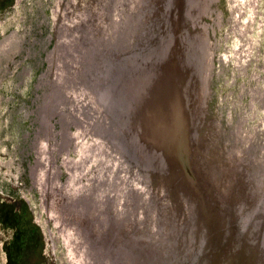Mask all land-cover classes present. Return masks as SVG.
I'll return each instance as SVG.
<instances>
[{"label":"rangeland","instance_id":"374dc122","mask_svg":"<svg viewBox=\"0 0 264 264\" xmlns=\"http://www.w3.org/2000/svg\"><path fill=\"white\" fill-rule=\"evenodd\" d=\"M98 3V0H0V44L2 43L5 49L0 51V264H81L80 261L71 257L72 250L69 245L71 237L63 234L62 231L64 221L63 210L60 209L61 203L56 201L49 203V196L52 194L55 197L56 193V190L52 193V189L55 188L52 187L54 182L56 188L63 189V193L62 191L57 192L63 195V198L68 186H74L78 181V183H83L82 188L76 184L78 188L75 186L76 191L72 192L69 200H66H74L73 202L83 209L85 208L83 204L87 200L99 197L96 202L98 212L93 216L97 218L94 224L97 232L88 228L91 222H88L89 226H86L87 221L83 223L81 217V229L85 234L80 238L77 237L75 242L72 241L73 248L79 249L78 251L82 248L83 252L90 255L91 263L97 261L94 249L102 255L109 251L108 256L114 264H142L146 249L153 251L156 248L160 249L159 239L168 235L172 237V233L175 236L179 228V236L181 235L186 224L183 218L192 210L190 204L187 203L189 201L176 193V187H178L176 179L164 177L163 174H166V171H160L155 161L153 165V158L157 159L159 156L158 149L173 135L169 120L167 130L168 125L162 123L161 116L168 117L169 114L167 108L160 114L159 111L164 108V105L157 110L150 108L149 110L140 95L136 99V105L140 103L142 113L150 115L152 122L156 119L154 132H160L151 133L149 128L143 130L141 126L137 127L140 135L145 134L146 137L151 138L147 143L149 145L152 143L151 147H153L148 150H153L154 155H150L149 159L145 160L144 166L140 165L142 162L138 158L121 150L122 144L125 143L122 138H117L114 133L110 136L108 130L106 128L102 130L103 125L98 123L102 110V114L111 120L109 124H112V120L117 122L113 114L107 110L105 103L107 102V86L115 80L110 83L109 70L107 72V68L103 67L107 63L106 60L110 61L107 58L110 54H114L115 57L118 53L117 51L110 54L104 53L103 47L98 48L100 51L98 52L96 44L89 36L91 31L88 30L89 33L87 31L88 34H86L85 27L82 24L79 25L78 20L82 17L85 24L91 25L90 11ZM110 3L112 7L109 10L110 18L115 20L118 26L123 15L127 13L128 5L123 0H111ZM89 7L91 9L86 12V17L84 12ZM197 7L199 8V3ZM152 11L148 13L151 15L150 18L153 16ZM67 12L71 20L66 22L64 19ZM96 14L100 21V13L97 11ZM146 14V8L143 6L138 13V18L140 26L149 32L152 29L151 25H154L153 22L156 21L149 18L148 22L145 23V20L142 22ZM191 16V21L187 19L185 30L192 34L200 33L203 39L200 46L205 54L202 68L204 69L203 79L199 82L200 89L192 94L188 104V109L191 110L190 104L195 103L193 111L191 110L192 113L188 111L192 120L195 118L194 129L189 131L195 141L194 154L196 158H200L201 162L206 161L207 163L204 162L206 165L216 162L215 166H218L223 163L219 161L224 158L222 154L228 153V156H225L228 163H230L228 160L237 161V164L233 165L237 171L235 176H242L244 179L255 176L259 181H263L264 0H206L198 12H194ZM99 24L102 23L99 22ZM76 25L81 28L79 33L69 32V29L74 31ZM242 25L245 28H242ZM177 29V25L173 26L172 31L176 33L177 40L171 39L170 33L167 35L170 40L167 51L164 49L166 40L163 44L158 41L156 47L159 53L160 49H164L163 58L167 55L169 59L174 58L175 54L171 52L173 47L177 49L182 47L180 50L184 55L181 58L186 60L180 30ZM64 33L65 35L66 33L77 35V38L75 35L74 37L78 40L81 65L77 57L70 60V55L77 52L73 42L75 38H68L64 41ZM162 33L165 32L162 31L160 35ZM158 36L159 31L154 37ZM60 39H63L65 43L61 44ZM102 42L105 43V40L103 39ZM133 42L134 40L127 35L122 40L121 46L126 45L127 48L133 46L131 50L135 46L137 48L140 46L139 39ZM151 42L146 43L147 48L150 47ZM109 44L114 46L112 42ZM135 57L133 64L137 63L134 67L137 64L144 65L138 62L148 59V56L135 55ZM118 60L121 59L118 58ZM74 61L77 63L74 64ZM161 63H155L157 64L155 70L168 71L169 69ZM78 65L82 67L84 73L81 75L84 77L81 75L80 78L76 77ZM130 66L128 64L125 66L126 72L129 71ZM140 68L143 71L144 67ZM127 77L128 83L136 84L140 88L145 85L144 82L139 81L141 77L139 78L137 74L132 73ZM55 93L57 96L54 95ZM146 110L149 112L146 113ZM161 127L164 129L161 130ZM119 134L118 132L117 136ZM124 135L126 138L129 136L130 140L137 144L136 147L139 150L144 149L145 151L143 137L140 139L133 131H127ZM203 140L204 142L199 144L200 147L197 146L196 143ZM204 143L207 148L205 146L202 148ZM116 149L120 150L117 152ZM230 152L237 155L233 156ZM194 154L191 153V156L188 155L184 161L177 163L180 164L178 168L182 169L178 173L183 177L182 180H185L183 186L185 183L192 184L193 180H188V177L191 176L189 163L193 164ZM35 160L45 161L44 169L49 165L50 171L54 173L53 180L49 179V182H52L47 187L51 189L49 194L30 174V165ZM168 169L167 167L164 170ZM141 173L145 176L140 178ZM244 181L243 191L252 195L253 193L250 192L252 187L249 191L246 188L253 186V182L247 179ZM106 183H109V189L120 190V193L113 194L111 190L98 193L106 187ZM196 188L193 187L192 191L194 199H210L206 193H203L207 188L205 190L202 188L201 193ZM181 195L184 196V194ZM228 200H232V197H228ZM191 201L193 204L194 200ZM132 202L139 210H133L135 213L133 218L128 211L130 208L133 209ZM113 203L117 205V209L126 210L123 211L124 213L119 212L120 217L110 211ZM140 203L141 207H139ZM246 204L247 202H244L241 206ZM109 216L117 217L116 226L114 225L115 231H111V234L108 231L111 225ZM86 217L89 219L88 216ZM168 222L169 225L177 224L171 233L167 230L169 229V225H166ZM146 227L149 228L148 231ZM132 233L137 241L132 237ZM85 235L89 240H98V245L95 247L93 244L94 248L88 250ZM132 242L135 245L134 248L129 246ZM189 242H192V238ZM125 249L130 250L125 251ZM257 258H254V261L257 260L259 264H264L263 258L260 256Z\"/></svg>","mask_w":264,"mask_h":264},{"label":"bare ground","instance_id":"6f19581e","mask_svg":"<svg viewBox=\"0 0 264 264\" xmlns=\"http://www.w3.org/2000/svg\"><path fill=\"white\" fill-rule=\"evenodd\" d=\"M98 1H99V3H98L97 6L96 5L94 6L95 8H92L91 9V7H89V8H87L85 10V12L82 11V13L84 12L85 13V16L87 17L86 12L89 11L88 9H91L90 12L92 14V16H91L92 19L89 21L91 23V25L85 24L84 23L85 21H84L83 17L81 18V20L79 19L78 21H79V25L82 24V26L85 27L86 34L89 33L88 30L91 31V33H90L89 36H91V39L93 40V43L96 44V48H97V51L98 52H100L98 50V48L99 49H102V47H103L102 50H103L104 53L110 54V53H113V52H116V51L118 52V53L115 54V55H117V56H115L116 59H114L115 58L113 56L114 54L113 55L110 54V56H108V57L106 55V57L109 58L110 61L108 60L109 61V63H108V61L106 60V62L108 64L106 63L105 64V67H103L105 69L107 68V72L109 70L108 77H109L110 83H111L112 80H115L113 83H111L109 86H107L108 87L106 89L107 90V92H106L107 93V102L105 101V103H106V106H107V110H109L113 114L114 119L117 122H114L112 120V124H109L111 120H109L108 116L106 117V116H104L102 114V111L103 110L101 109L102 110V111H100L101 116L99 118L100 120L98 121V123H100L101 126L103 125L101 127V129L103 130L104 128H106V130H108L110 136L112 135V133H114L117 138H120V139L122 138V140L125 143L122 144L121 150H123V152H125V153L132 154L133 156H135L136 158H138L139 161L142 162V164H140V165H143L144 166L145 160L149 159V156L150 155H154L153 152H152L153 150L152 151H149L148 150L147 152H146V150L144 151V149L143 150H139L136 147L137 144H134L130 140V137L129 136L126 138V136L124 134L127 131H130L131 128H132V126H134V125L137 126L138 125V122H134V119H133V116L132 115H133L134 111L136 110L135 108H138L139 105H140V103H139V105H136V99H138L139 95L142 98H143V96H145V97H147V99L148 98L150 99V101H148V103H147L148 109L150 108V109H156L157 110V109L163 107V105H164V108L163 109H160L159 112H160V114H161V112H165L166 111L165 108H167L169 110L170 116H168V120H169V125H170V127H171V129L173 131V135L169 138L168 142H166V143L163 144L164 147L162 146L160 149H158L159 156H158L157 159H156V157L153 158V165L155 163H157V168H160L161 169L160 171H162V172L163 171L164 172L166 171V174L165 173L163 174V175H165L164 177H167L168 176L169 178L170 177H174L176 179V185H178V187H176V189H177L176 190V193L179 194L182 197H185V199L187 201H189L187 203L190 204L192 210H193L194 206L195 205H198V203H199V201L198 202H195V200H197V199H194L195 198L193 196V193L194 192H192L193 191V187H195V186L198 187L199 186L201 190H202V188L204 190L207 188L206 191H204V194L206 193V196H208L210 198L209 201H207L208 205L211 208H214V207H216L215 205L217 204V207L214 209L215 211L213 212L214 215H216V213H219V207H221V208L222 207H231V208L227 209L229 213H231L235 218H238L237 215L241 216L240 218H244L243 217V211H241V207L240 206L238 207V202L239 203L240 202H243L244 203L246 201H248V203L246 205L247 206V210H250L252 208H253L252 210H254V208H256L257 209L256 212H259V210L261 208V203H259V201L262 200L263 197H264V178H263V181H259L258 179H256L255 176L254 177H245V179L242 176L241 177L240 176H235L237 171H236V168L233 167V165L234 164H237V161L228 160L230 162V163H228L227 162V159L225 158L226 155L228 156V153H225V154L223 153L222 154L224 156V158H221L219 160V161L223 162V163H220V165L215 166L216 165V162L211 163V164L209 163V165L208 164L206 165L205 164V163H207L206 161H204L205 163L204 162H201L200 158H196L197 156H195V154H194V151H193V146L195 145V143H194L195 141H193V138L194 137L192 139H189L188 137L183 136V139H180L181 140L180 141V145L182 144L183 149L178 144V142H175V140H176V138H175V131L173 130L175 127L181 126L180 128H178V130H180V133L182 132L181 134L184 133L183 135H186L187 133H189V131H190L189 129H191V130L194 129L193 128V125H194L195 118H194V120H192L191 115L189 113H192L191 110L193 111V109L195 107V103L193 102L192 105H190V109L191 110H189L188 109V102H189V100L191 101L192 94H195L200 89V85L201 84H199V82H200V79H203V75L202 74L204 72L203 71L204 69H202V68L204 67L203 66V63H204L203 57H204L205 54H204V50L200 46L201 41L203 40L200 37L201 36L200 33L199 32L194 33V34L189 33V32H187L185 30V27L187 25V19L189 21H191V18H192L191 15L194 14V12H198L199 8H201L203 6V4H205L206 0H197V1H195V0H123V1H126L127 5H128V7H127V13L123 15V18L121 20V23L118 26H116V21L115 20H112L110 18V12H109V10L112 8V7H110L111 0H110V2H109V0H98ZM92 2L94 4H96L94 1H92ZM145 2L147 3L146 5H148V6H146L144 4ZM197 3H199V8L197 7ZM143 6H145V8H146L147 14H146L145 18H143L142 22L145 20L144 22L146 23L151 18L154 19L158 23V25L159 24L161 25L160 26L161 27V32L162 31L163 32L172 31L173 30V26L177 25V28H178L177 30H180L179 34H180L181 39L183 41L182 43L184 44V53H185V56H186L185 57L186 60L185 59L183 60L181 58L182 55H184V54H181V50L180 49L182 47L181 48H178V49H177V47H173L174 50L177 51L176 52V56L174 55V58L172 57V59H169V57L167 55H166L167 59H166V57L163 58L164 55H165V54H163V52L167 51V47H169V45H170V40H169L168 37H166V39H165L166 40V42L164 44L165 51H164V49H160V53H158V50H157V47L156 46H154V50H152V51H150L148 53H147V50L145 48H143V49L140 48L141 47V42H143V43H149L150 41H153V39H154V35L151 32L152 29H150V31L148 32L147 30H144L140 26V23H139L138 13L142 10V7ZM152 8H153V11H152ZM97 11L100 13L99 15H101L100 16V21L98 20V17H97L98 15L96 14ZM150 11H152V14H153V16L151 18H150L151 15L148 14V13H150ZM234 13H233V15H234ZM236 14H238V13H236ZM88 17H90V16H88ZM233 19H234V22H235V18H233ZM64 20H66V22H67V20H71L69 13L65 15V19ZM99 22H101L102 24H99ZM77 23L78 22L76 21V24ZM193 24H194V22H193ZM243 25H242V28L244 27ZM230 27H233V26H230ZM237 27H239V26H237ZM74 28H75L74 31H73V29H69V32H74V33L75 32L76 33L78 32L79 33V29H81V28L78 25H76ZM234 28H235V26H234ZM87 31H88V33H87ZM74 35H75V37L77 36L76 34H73V33H66V35L64 33V37H63L64 38V41L66 39H68V38H75ZM127 35L130 36V38L132 40H134V42H136V40L139 39L140 46L137 48L134 45L135 48L133 50H131L133 48V46H130L129 48H127L128 46H126V45L121 46L122 40H124V38H126ZM87 36H85V37L88 38L89 36L88 37ZM151 36H152V38H151ZM76 38H75V41L73 40V42H74V44L76 46L77 52L75 51L76 52L75 54H73L72 56L70 55V60L71 59H74L75 57H77V58L80 59L79 62H80V65H81L82 60H81V57L79 56L80 54L78 53L79 52V50H78L79 47L77 46L78 40ZM103 39L105 40V43L102 42ZM64 41H63V39H60L61 44ZM106 41L112 42L114 44V46H111L109 44V42H107L108 43L107 44ZM139 43H138V45H139ZM183 44H181V45H183ZM0 45H1L0 46V48H1L0 51H1L4 48H3V44L2 43ZM155 45H156V43H155ZM83 49H82V51H83ZM134 54L135 55L138 54L139 57L140 56L141 57L148 56L147 57L148 58L147 60H144L143 59L144 61L140 60L138 62V63L144 64L146 67L144 65H138V64L136 65V67H134L135 64L137 63L136 62L135 64H133L135 62L134 60H136V57H135ZM96 55H98V54H96ZM235 57H236V55H235ZM118 58H120L121 60H118ZM67 59H68V57H67ZM159 59L162 62L161 64H163V66L167 67L168 65H170L172 67L171 69L168 70L169 72L167 70L162 71V72L155 70L156 69L155 67H157V64H155V63L160 62ZM98 60H100V59H98ZM103 60H105V59H103ZM75 63H77V62L74 61V64ZM103 64H104V62H103ZM127 64H128V66L132 65L133 67L130 66L131 68L129 67L128 68L129 71L126 72L125 66ZM140 67H144L143 70L146 69V68H148V73L150 74V76H144V77L139 76V78L141 77L139 79V81L141 83L142 82L145 83V85L142 86L141 88L138 85H136V84L128 83V77H127V76L131 75L132 73L135 74L138 70H141ZM80 68H81V70H80ZM76 70H77V73H76L77 76L76 77L77 78H80V75L84 73L83 72V69H82L81 66L78 65V68ZM59 71H60V69L58 70V72ZM175 71H177V72H175ZM179 74L182 75V76H179ZM94 75H95V73H94ZM61 76L62 75L60 74V79H61ZM81 76L84 77L83 75H81ZM79 80H82V79H79ZM180 80L182 81V84L183 85H181L180 88L178 89L177 83ZM149 83H151V85L147 89V86L149 85ZM130 84H131V86H130ZM96 89H97V87H96ZM179 91H184L183 96H178L177 95V93ZM125 94L127 96H124ZM54 95L57 96L56 93ZM182 97H183V100L184 101L181 99ZM48 100H49V97H48ZM127 100L128 101L131 100V103H133V104H131L133 106L132 109L130 108L131 111H127V109H129V108H126V110L125 109L123 110V106H124V104L126 103ZM101 102H102V100H101ZM159 105H160V107H158ZM188 111H189V113H188ZM148 112L149 111L146 110V113H148ZM151 114H152V110H151ZM153 115H155V114H153ZM151 121H152V118H151ZM120 122H122V123H120ZM100 124H99V126H100ZM140 126H142V125L140 124ZM121 128H123V132H121ZM145 128L147 129V127H145ZM185 130H188V132H185ZM148 131H149V129H148ZM118 132L120 134L117 136ZM156 141H158V140H156ZM156 141H155V143H156ZM162 141H163V139H162ZM200 142L203 143L204 140L197 142L196 143L197 146L200 144ZM171 143H173L176 151L174 150L173 147L171 148L170 146H168V145H172ZM205 144L206 143H204V145H203L202 148H204V146H205V148H207L206 147L207 145H205ZM176 145H177V147H180L182 150H177ZM116 146H118V145H116ZM108 147H109V149H111V147L109 145H108ZM199 147H200V145H199ZM151 149H153V147H151ZM116 150L118 152L120 149L119 150L116 149ZM167 151H169V152H167ZM191 153L194 154V156H193L194 157V160L192 161L193 164H190L189 163L190 170L192 171V172L189 171V173H193L194 174V176H195L194 177L195 178V182L192 181L194 185L193 184H187V183H185V185L183 186L182 184H183V181H185V180H182L183 177L181 176V174H179L177 172V170H176L177 168L176 167H178L180 165V164L178 165L177 163H179L181 160L184 161V158L188 157V155L191 156ZM205 154H207V153H205ZM230 154H232L233 156H236L237 155V154L235 155V153H232V152H230ZM196 160H199V161H196ZM154 161H155V163H154ZM44 162L45 161L41 162V161L35 160L30 165V169L29 170H31V173L30 174L32 175V177L34 179L38 180L39 184L42 187H44L46 189V191H48V194H49V192L51 193V189L49 190L47 187L50 185V182H52V181L49 182V179L53 180L54 173H53L52 170L50 171V169L48 167L49 165H47L45 167V169H44ZM167 167L169 169L168 170H164ZM154 168L156 170V166ZM178 169L179 170H182L180 168H178ZM139 175H141L140 178L142 176H145L142 173L139 174ZM152 176H154V175H152ZM233 177H239V179H236V183L235 184H234V181H232V178ZM121 179H123V178H121ZM246 179L248 181H250V182H253V184H254L253 186H249L248 188H246V190L249 191V188L252 187V189L250 191V192L253 193L252 195H249L245 191H243V187L245 186V184H244L245 181L244 180H246ZM188 180H192V178L191 177H188ZM78 182L75 183L74 186H68V188L66 190L67 192L65 191L66 193H65L64 198H63V195L57 193L58 191H59V193H61V191L63 189L61 190L60 187L59 188H56V185H55V182H54V184H52V187H55V188L52 189V193H54L55 190H56L55 197L52 194L49 196V203L50 202H55V201L61 203L60 204L61 205V208L60 209L63 210L62 211V215H63V221H64V223L62 224V225H64V227L62 226L63 227L62 231H63V234L69 235L71 237V239L69 240V245H70L71 250H72V254H71L72 256L71 257L72 258H75L78 261H80L81 264H114V262H112L111 259L108 256L109 255V251L106 252L105 255L104 254L103 255L102 254H98L97 252H95V250L93 249L94 248L93 247V244L96 247L98 245V240H96V239L89 240L86 235H85V237H86V244L88 246V250L91 249V248L93 249L94 254H96L95 257L97 258L96 263H91L90 255H88L87 252H83V249L82 248H80V251L81 252L78 251L79 249L76 250L75 248H73L74 245L72 244V241L75 242V240L77 239V237L80 238L81 235H84L85 234V233H83V231L81 229V226H82V224L80 222V218L81 217L83 218V223L87 221V223L85 224L86 226H89L88 225L89 224L88 222H91V225L88 228H90V229L92 228V230H95V231L97 230L96 226L94 225L95 224V221L97 220V218L95 219V218H93V216L97 215L96 212H98L97 211L98 208H97L96 202H97V199L99 197L98 198L97 197H95V198L92 197L90 200H87L86 203L83 204L84 207H85L84 209L81 206L76 205V203L73 202L74 200L66 201V200H69L70 199L72 192H75L76 191V189H75L76 184H78L77 185L78 187H80V186H81V188L83 187V183H78ZM121 183H123V181ZM44 184H46L47 186L45 187ZM186 184H187V186H186ZM195 184H197V185H195ZM104 190H105V192L111 190V189H109V183H106V187L103 188L102 190H99L98 193H102V191H104ZM119 191L120 190H117L116 191L114 189V191H112V192H113V194L114 193L115 194H118V193H120ZM62 193H63V191H62ZM218 193H219V195H218ZM181 194H184V196L181 195ZM212 194L214 196L213 199H211L212 198V196H211ZM190 197L193 198V199H190ZM228 197H232V200H228ZM104 199H106V198L104 197ZM191 200H194L193 201V204L191 203L192 202ZM228 201H230V203ZM141 202H143V201H141ZM213 202L215 204H213ZM73 203H75V204H73ZM115 205H114V203H113V205L111 204L110 211L113 212V214L115 216L120 217L118 215L119 212L120 211L123 212L125 209L124 210H122L123 208L122 209H117V205L116 206ZM198 206H200V205H198ZM139 207H141V203H140V206ZM132 208H133L132 210L130 208V209H128V211H129V215H131L132 218H133V215L135 214L133 212V210L134 211H136V209L138 210V207H135V205L133 203ZM126 209H127V207H126ZM89 211H90V213L88 214ZM101 212H103V211H101ZM144 212H145V210H144ZM250 212L251 211H249V214H250ZM252 212H254V211H252ZM191 214L193 215L192 212H191ZM123 215H125V214H123ZM214 215H213V218H214ZM254 215H255V213L253 214V216ZM73 216H74V218H73ZM86 216H88L89 219H87ZM193 216H195V215H193ZM193 216L191 218L192 220L195 219ZM117 217L115 218V217L109 216V218H108V219L111 220V223H110L111 225L109 226L110 229L108 227V231H109L110 234H111V231H113V232L115 231L114 230L115 229V226H116L115 225V223H116L115 221H116ZM77 218H78V220H77ZM147 218H148V216H147ZM127 219H128V217H127ZM215 220H216V218H215ZM223 220H224V223L226 225V222H225L226 220L225 219H223ZM118 221H119V219H118ZM122 221H124V220H122ZM125 223H126V220H125ZM219 223L221 224V226L223 228V222L220 220ZM244 223H246V222H244ZM129 224H130V222H129ZM258 224H260V222ZM120 226H122V224ZM184 227L189 230L190 223H186L184 225ZM116 228L118 230V226ZM128 228H129V226H128ZM262 228L264 229V223L262 224ZM122 229H124V227ZM148 229L149 228H147V231H148ZM173 229H174V227H170L167 230L171 233V231ZM176 229L178 230V228H176ZM179 230H180V228H179ZM179 230H178V233L175 232V236H173V233L171 235L172 237H170V235L165 236L166 238H168V240L170 239L171 241H173L171 246H174L173 243L176 240V238L179 236ZM133 231L135 232V230H133ZM155 233H157V232H155ZM189 233L192 234L190 231H189ZM132 234H133L132 237L134 238V233H132ZM192 235L193 236H191L190 238L188 237L189 240H191V238H192V242H189V240H187V239L185 240V247H186L184 249L185 256L191 255L192 252L195 250L196 241L198 240L197 239L198 238V235L194 231H193V234ZM195 235H196V237H195ZM149 236H151V235H149ZM105 238H106V236H105ZM137 238H139V236ZM202 238H203V236H200V241H202V243L206 244L205 243V239H202ZM81 240H83V239H81ZM124 240H126V239H124ZM135 240L137 241V239H135ZM146 240H147V238H146ZM127 241H128V239H127ZM200 241H199V243H200ZM91 242H92V244H91ZM103 242H105V241H103ZM158 243H159V241H158ZM106 244H111V243H106ZM125 244H123V245H125ZM132 244H133V242H132ZM132 244L130 243L129 246L132 245ZM155 246L157 247L158 245H155ZM250 248H253V247H250ZM261 248L264 250V247H261ZM118 249H119V247H118ZM130 249H132V248H130ZM130 249H125V251L126 250H130ZM200 249H203V248L200 246ZM85 250L87 251V248ZM156 250H157V248H156ZM111 251H112V249H111ZM90 252H92V251H90ZM122 252H124V251H122ZM137 252H138V250H137ZM73 253H74V256H73ZM199 254H201L200 255V259L206 258L205 252L204 253L200 252ZM125 255H126V253H125ZM256 256H261V258L264 259V254L262 255V252L261 251H259L258 253H256ZM120 259H122V258L120 257ZM128 259H129V257H128ZM124 260L125 261H128L126 258H124ZM252 260H253V258H252ZM252 260L248 264H256L258 259L255 260V261H252ZM129 262H130V260H129ZM123 263H125V262L123 261ZM117 264H119V263H117Z\"/></svg>","mask_w":264,"mask_h":264},{"label":"water","instance_id":"95a60500","mask_svg":"<svg viewBox=\"0 0 264 264\" xmlns=\"http://www.w3.org/2000/svg\"><path fill=\"white\" fill-rule=\"evenodd\" d=\"M154 25L152 24V34L154 36L157 35V32L159 31V36L158 37H154L153 41L150 43V47L147 48L146 43L141 42V49L145 48L147 50V53L154 50V46H158V41L160 44H163L165 42V37H167V35L170 33L171 34V39H175L177 40V35L176 33H174L173 31H167L165 33H161V25L157 22H153ZM157 31V32H155ZM152 38V36H151ZM155 43L157 45H155ZM143 51V50H142ZM171 52L173 54L176 55V50L174 51V49L171 50ZM159 53V52H158ZM138 55V54H136ZM160 61V59H159ZM161 63V61H160ZM172 67L170 65L167 66V69H171ZM140 71V72H139ZM177 72V71H175ZM135 74L139 75V76H150V74L148 73V68L144 69L143 71L138 70ZM179 76H182L179 74ZM152 83V82H151ZM151 83H149V85L147 86V89L149 88V86L151 85ZM178 85V89L180 88L182 84V81H178L177 83ZM146 89V90H147ZM192 89V88H191ZM184 91H179L177 93L178 96H183ZM183 100V97L181 98ZM144 101L146 102V104L148 103V101H150V99L145 96H143V103ZM184 101V100H183ZM129 101L127 100L126 103L123 106V110L126 108L127 111H131L130 108L132 109V105L133 103H128ZM190 102V100H189ZM188 102V104H189ZM191 105V104H190ZM135 106V105H134ZM148 107V106H146ZM136 110L133 113V119L134 122H138V125H134L132 126L130 131H133L134 134L138 135L141 139V137H143V144L145 145V150L147 152L148 149L151 148V144L149 145L147 143L148 139L151 140L150 137H146L145 135H140L139 132L137 131V127H140V124L142 125V129L144 130L145 127L149 128L151 133H159V131L154 132L153 128H155V121L156 119H154V121H150L151 117L150 115H144V113H142L140 106L138 108H135ZM125 116V115H124ZM168 116H170V114H168ZM180 116V115H179ZM188 117V116H187ZM144 119L141 121V119ZM161 119L163 120V124H167L168 121V117L166 116H161ZM165 122V123H164ZM122 123V122H120ZM168 125V124H167ZM145 126V127H144ZM169 127L166 126V130ZM181 126H177L175 127L173 130L175 131V142H178V144L180 145V139H183V136L188 137L189 139H192V134L191 133H187L186 135H183L180 133V130H178V128H180ZM164 129L161 127V130ZM158 130V128H157ZM172 130V129H171ZM191 130V129H189ZM185 132H188V130H185ZM150 135V134H149ZM153 135V134H152ZM182 135V136H181ZM152 137V136H151ZM162 138V137H161ZM161 140V139H160ZM172 145H168L171 148L173 147L174 150L176 151L173 143H171ZM182 147V144L180 145ZM164 147V146H163ZM177 150H182L180 147H177ZM169 150V149H168ZM169 152V151H167ZM177 172H179L180 170L178 169V167H176ZM189 171L190 167H189ZM196 175V174H195ZM192 178V180L195 182V176L193 173H191V176H189ZM236 179H238V177H233L232 181H234V184L236 183ZM193 184V182H192ZM194 185V184H193ZM197 185V184H195ZM196 187V186H195ZM197 190H199V192H201L200 187L198 186L196 188ZM206 191V190H205ZM204 193V192H203ZM213 199V194L211 195ZM192 199V198H191ZM196 201V200H195ZM198 205H195L193 210H191V212L193 213V216L191 214V212L188 213L187 216H185L183 219L185 220L186 223H190V227L189 230L185 227L184 230L182 229L181 235L178 236L176 238V240L174 241L173 245L175 246H171L172 242L170 239L168 240V238L164 237L162 239H160V249L152 251L151 249H146L145 253H144V260L141 262L142 264H248L251 262L252 258L254 261V258H257L259 256H256V253H258L259 251L262 252V255L264 254V250L261 247H264V229L262 228V224L264 223V197L262 200L259 201V203H261V208L259 210V212H256V208H254V210L250 209L247 210V204L244 206H241L243 202H238V207H241V211H243V217L246 218H240L241 216L237 215L238 218H235L231 213L228 212L227 209L231 208V207H219V213H216V215L213 214V212L215 211L214 209L217 207V204L215 205L216 207L211 208L207 201H209V199H205V200H197L196 202H198ZM248 203V201H246ZM230 203V202H229ZM213 204H215L213 202ZM249 211L250 214H249ZM254 211V212H252ZM248 212V213H247ZM255 213V215L253 216V214ZM214 215V218H213ZM192 216L195 218L194 220H192ZM216 218V220H215ZM226 221V225L224 223V220ZM220 220L223 222V228L221 226V224L219 223ZM246 222V223H244ZM260 222V224H258ZM246 224V225H245ZM169 225V222L166 224ZM177 224H173L171 223L169 225L170 227H176ZM241 226V228H240ZM222 230H221V229ZM187 229V230H186ZM192 229V230H191ZM194 231L197 235H198V240L196 241V247L195 250L192 252L191 255L185 256V251L184 249L185 247V240H189L188 237L190 238L191 236H193V232L192 234L189 233ZM200 236H203L202 239H205V243H202V241H200ZM196 237V235H195ZM200 241V243H199ZM204 244V245H203ZM132 248H134L135 246L132 244L131 245ZM200 246L203 249H200ZM258 246H260V248H258ZM253 247V248H250ZM256 247V248H255ZM200 252L206 254V258L204 259H200ZM261 257V256H260ZM258 259V258H257ZM264 261V260H263ZM260 262L262 263V260H260ZM256 264H259V261H257Z\"/></svg>","mask_w":264,"mask_h":264}]
</instances>
